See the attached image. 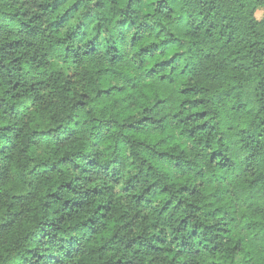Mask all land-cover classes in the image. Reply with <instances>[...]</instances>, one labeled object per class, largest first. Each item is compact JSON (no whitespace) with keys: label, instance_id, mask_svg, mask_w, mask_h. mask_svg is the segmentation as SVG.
Segmentation results:
<instances>
[{"label":"clouds","instance_id":"clouds-1","mask_svg":"<svg viewBox=\"0 0 264 264\" xmlns=\"http://www.w3.org/2000/svg\"><path fill=\"white\" fill-rule=\"evenodd\" d=\"M0 264H264V0H0Z\"/></svg>","mask_w":264,"mask_h":264}]
</instances>
